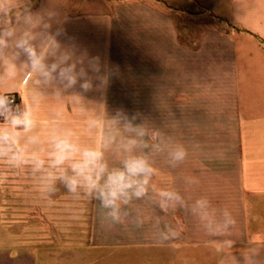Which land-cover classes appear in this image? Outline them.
Returning a JSON list of instances; mask_svg holds the SVG:
<instances>
[{
  "label": "crops",
  "instance_id": "crops-1",
  "mask_svg": "<svg viewBox=\"0 0 264 264\" xmlns=\"http://www.w3.org/2000/svg\"><path fill=\"white\" fill-rule=\"evenodd\" d=\"M56 32L85 68L98 61L102 91L57 89L24 66L19 42L39 52ZM0 38V95L17 93V115L31 112L38 142L26 147L44 159L55 129L101 148L109 170L123 168L128 154H109L89 126L92 101L147 100L154 116H199L195 152L187 139L161 138L132 153L156 171L119 222L91 195V250L73 264H264V0H0ZM173 147L188 153L175 166Z\"/></svg>",
  "mask_w": 264,
  "mask_h": 264
},
{
  "label": "rangeland",
  "instance_id": "rangeland-1",
  "mask_svg": "<svg viewBox=\"0 0 264 264\" xmlns=\"http://www.w3.org/2000/svg\"><path fill=\"white\" fill-rule=\"evenodd\" d=\"M147 100L92 101L93 118L104 122L103 136L109 154L147 152L149 139L188 140L195 152L199 140V116L188 108L185 115L154 116ZM153 111V110H152ZM115 120V122H111ZM97 133V132H96ZM142 133V134H141ZM68 165L44 170L59 175ZM31 164L0 165V264H73L90 252L91 195L83 188L71 193L60 180L55 191L40 190Z\"/></svg>",
  "mask_w": 264,
  "mask_h": 264
},
{
  "label": "clouds",
  "instance_id": "clouds-1",
  "mask_svg": "<svg viewBox=\"0 0 264 264\" xmlns=\"http://www.w3.org/2000/svg\"><path fill=\"white\" fill-rule=\"evenodd\" d=\"M6 34L11 35V30ZM58 35L59 32L50 34L39 52L27 40H21L18 47L23 48L27 56L24 66L27 67L30 62L31 74L42 78L45 84L55 85L57 89L72 91L78 86L79 91L77 92L81 95L93 90L102 91L106 87L107 79L99 75L98 61L90 60L88 67L85 68L82 61L74 58L72 51H61V45L56 39ZM5 44L6 41L0 38V47ZM5 67L9 72L17 69V65L11 61ZM89 69L96 74L95 77L90 75ZM94 80L98 82L94 83ZM14 102V100L11 101V103ZM9 103L6 96L0 95V115H5V125H0V161H6L14 166L31 164L34 174L42 173L36 177L42 192H54L57 180L63 182L71 193H76L78 189L83 188L89 195L95 194L101 206L109 210L107 216L115 223L121 220L122 206L128 205L133 197L139 199L147 191L146 185L149 177L156 170L147 157L132 154V149L136 145L135 140L128 141V155L123 160V168L109 170L101 148L81 147L72 139L74 133L71 131L60 132L53 129L49 138L52 150L47 154L50 166L59 167L70 162L71 175L63 168L60 169L59 175L45 171V159L39 152L29 153L26 147L28 144L38 142V138L31 135L35 126L31 112L26 110L21 115L9 118L6 115V112L10 111ZM88 123L96 130L99 140L103 142L104 122L91 120ZM25 137V146H22L20 140ZM167 155L175 166L183 162L188 153L183 147H173ZM189 182L197 181L195 178H189ZM160 195L168 201L181 199L179 194L173 191H164ZM206 204L207 201L204 199L196 201L197 207L203 208ZM161 207H164L163 203ZM225 214L227 215V211Z\"/></svg>",
  "mask_w": 264,
  "mask_h": 264
},
{
  "label": "built area",
  "instance_id": "built-area-1",
  "mask_svg": "<svg viewBox=\"0 0 264 264\" xmlns=\"http://www.w3.org/2000/svg\"><path fill=\"white\" fill-rule=\"evenodd\" d=\"M3 96H6L10 101L8 105L10 111L6 112L7 117L11 118L13 116H16L20 108V98L18 94L14 92H9L5 93ZM12 100H14L15 102L11 103ZM0 121H5V115H0Z\"/></svg>",
  "mask_w": 264,
  "mask_h": 264
}]
</instances>
